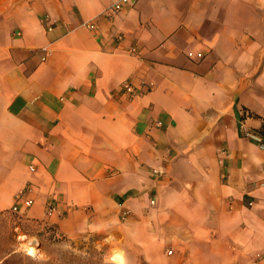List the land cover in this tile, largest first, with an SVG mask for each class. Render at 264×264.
Here are the masks:
<instances>
[{"label":"crops","instance_id":"1","mask_svg":"<svg viewBox=\"0 0 264 264\" xmlns=\"http://www.w3.org/2000/svg\"><path fill=\"white\" fill-rule=\"evenodd\" d=\"M113 1L0 0V213L30 182L19 214L127 264L168 219L169 264H264V0Z\"/></svg>","mask_w":264,"mask_h":264},{"label":"rangeland","instance_id":"2","mask_svg":"<svg viewBox=\"0 0 264 264\" xmlns=\"http://www.w3.org/2000/svg\"><path fill=\"white\" fill-rule=\"evenodd\" d=\"M251 204L248 203L249 206ZM164 224L165 227L161 232L169 239L163 244L158 260L163 264H169L179 254L180 249L177 244H181L182 238L179 237L176 241V235L173 233L175 220L168 219ZM47 226H51V229ZM70 239L76 245H83L81 252L70 247L68 240H61V234L52 225L27 219L21 214L11 212L10 209L0 213V262L7 257L8 264H47L49 259L57 263L67 250L84 255L85 251L91 252L90 247H93L100 251L98 256L103 262L127 264L122 260V246L104 243L102 234L87 233ZM173 244H175V252L168 253V249H172ZM179 247L181 248L180 245ZM30 248L32 251H29ZM145 263L144 260L137 262V264Z\"/></svg>","mask_w":264,"mask_h":264},{"label":"built area","instance_id":"3","mask_svg":"<svg viewBox=\"0 0 264 264\" xmlns=\"http://www.w3.org/2000/svg\"><path fill=\"white\" fill-rule=\"evenodd\" d=\"M126 1L128 0H114L104 10L105 15L107 17L112 16L114 13H116L117 11L121 9L122 4ZM84 24L90 29L95 28V23L93 21H87ZM45 25H46L47 30L52 28V24L49 20H45ZM116 37L120 39L122 37V34L119 33L116 35ZM132 51H134V48L132 49ZM122 86L124 88V91H126L127 93L134 92L133 86L129 82H124ZM243 113L245 114L246 112L243 111ZM155 125L160 126L161 122L156 121ZM240 128H241V133L243 137L253 140L254 142L257 143V145L259 146L261 150H264V136H261L256 130L246 127L243 122L240 123ZM29 169L33 170L34 167L30 165ZM151 173L154 176H160L162 174V171L160 169L153 168L151 170ZM33 188H34L33 184L29 182L18 193L15 194L13 204L10 207L11 212L19 214L20 209H22L23 207H28L32 204L33 198H32L31 193L33 191ZM150 202L154 203V200L151 199ZM57 213L59 212L57 211V206L54 200H49L46 204L45 214L51 215V214H57ZM171 252H172L171 250H168V253H171Z\"/></svg>","mask_w":264,"mask_h":264},{"label":"trees","instance_id":"4","mask_svg":"<svg viewBox=\"0 0 264 264\" xmlns=\"http://www.w3.org/2000/svg\"><path fill=\"white\" fill-rule=\"evenodd\" d=\"M256 131L261 135L264 136V120H262V123ZM49 229H51V226H47ZM61 240H68V245L72 248H75L77 251L81 252L83 249V245H76L73 240L70 238L61 235ZM91 252L85 251L86 254H79L75 253L73 251L67 250L65 254H62L60 256L59 261L56 263L53 259H49L47 264H108L103 262L100 257L98 256L100 251L97 249L90 247ZM0 264H8V258H4Z\"/></svg>","mask_w":264,"mask_h":264},{"label":"bare ground","instance_id":"5","mask_svg":"<svg viewBox=\"0 0 264 264\" xmlns=\"http://www.w3.org/2000/svg\"><path fill=\"white\" fill-rule=\"evenodd\" d=\"M29 251H32V248H30Z\"/></svg>","mask_w":264,"mask_h":264}]
</instances>
